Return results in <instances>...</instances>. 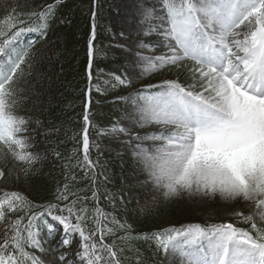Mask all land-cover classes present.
Here are the masks:
<instances>
[{
    "label": "snow or ice",
    "instance_id": "obj_1",
    "mask_svg": "<svg viewBox=\"0 0 264 264\" xmlns=\"http://www.w3.org/2000/svg\"><path fill=\"white\" fill-rule=\"evenodd\" d=\"M51 7L27 14L44 21L38 27L28 26L19 5L17 9L5 8L7 15L0 20V152L6 150L14 161L29 165L35 157L26 151L29 145L20 135L26 120L10 111L15 103L11 85L26 63L27 48H19V38L26 33L43 37ZM161 11V35L167 41L168 53L140 57L148 61L143 71L151 73L165 66L183 68L193 83L185 86L179 81H166L163 85H146L137 93L144 102L140 112L145 123L172 126L167 133L145 134L147 139L163 141L153 149L154 155L142 150L148 175L157 188L164 190L165 197L183 190L204 196L219 194L231 201L242 199L254 202L264 219V0H162ZM242 26L246 32L237 31ZM185 60L192 64H183ZM117 80L121 86L130 85L125 79ZM83 120L84 162L94 170L88 157L87 107ZM118 131L124 133L123 128ZM5 176L0 170V179ZM95 196L93 192L92 198ZM58 199L68 200L67 192L58 193ZM77 203L73 200L64 208L48 205L31 212L37 206L18 193H0V224L5 225L0 229V264H42L29 250L43 251L39 229L43 226L51 234L55 230L52 222L62 225L64 233H78L81 251L75 255L81 261L122 264L118 252L123 249L104 243V232L111 235L114 230L100 225L103 214L96 209L94 226L86 234L82 224L88 210L83 206L77 209ZM22 205L29 212L15 221L8 220L9 214L24 211ZM236 214L251 223V230L228 223L207 232L197 225L144 239L156 241L158 251L175 253L182 264H264V229L253 222V215ZM98 234L99 246L93 239ZM202 237L209 241L207 248L199 242ZM61 243L69 246L70 240L63 236ZM66 255L55 257L58 264H73L66 261Z\"/></svg>",
    "mask_w": 264,
    "mask_h": 264
},
{
    "label": "trees",
    "instance_id": "obj_2",
    "mask_svg": "<svg viewBox=\"0 0 264 264\" xmlns=\"http://www.w3.org/2000/svg\"><path fill=\"white\" fill-rule=\"evenodd\" d=\"M117 1L7 0L5 3V0H0V20L7 15L5 8L17 9L19 5L18 11L26 14L25 19L31 27H38L44 21L34 16L29 18L27 14L40 13L52 6L43 37L39 33H26L19 38V48H27L26 63L11 85L15 103L10 111L26 120L23 125L25 131L20 135L29 145L26 151L32 153L35 160L29 165L14 161L6 150L0 152V170L6 174L4 179H0V193H18L37 206L31 212H39L48 205L64 208L78 200L76 208L83 206L88 210L87 220L82 224L86 234L94 226L98 208L103 214L99 217L100 225L114 230L111 235L104 232V243L123 249L118 252L122 264H137V261L139 264H157L163 252L154 246L156 241L145 240L144 237L186 230L187 223L168 211L162 196L148 199L146 191L149 184L144 181L132 185L136 192L134 197L123 198L125 174L129 171L140 180L145 176L130 148H119L110 141L120 134L122 104L128 100V93L133 88L131 83L124 87L117 80H127L125 57L108 51L109 46L126 40L115 36L111 30ZM148 42L157 53L168 50L159 36L151 37ZM170 73L171 77L179 75L185 78L187 72L173 67L159 79L170 77ZM86 107L89 116L88 157L94 170L84 162L83 116ZM125 143L130 145L132 142ZM65 191L68 200L58 199V193ZM93 192L96 193L95 198H92ZM22 207L24 211L9 214L7 219L15 221L18 216H25L29 209ZM52 223L55 230L51 234L43 226L39 229L38 239L43 251H29L36 258L39 252H43L55 264H58L55 257L61 254H67L66 261L73 264H86L75 255L81 250L78 233H64L62 225ZM254 223L264 229L262 223ZM234 226L251 230V223L236 222ZM4 227L0 224V229ZM63 236L69 238V246L61 243ZM93 239L99 246V234Z\"/></svg>",
    "mask_w": 264,
    "mask_h": 264
},
{
    "label": "rangeland",
    "instance_id": "obj_3",
    "mask_svg": "<svg viewBox=\"0 0 264 264\" xmlns=\"http://www.w3.org/2000/svg\"><path fill=\"white\" fill-rule=\"evenodd\" d=\"M152 0H118L115 3V12L112 14L111 30L117 37H125L126 40L118 42L108 47V51L113 54L125 57V74L130 83H133L134 89L128 93V100L122 104V118L119 129L123 128L124 133H121L110 139L119 148L129 149L135 160L138 161L139 167L144 174V180H140L133 176V173L127 172L124 176V199H131L136 195L133 189V184L144 181L149 184L146 191L148 199H153L156 195H160L167 203L168 211L175 214L180 221L186 222L187 227L201 226L207 232H211L215 226L224 224L244 222L243 217L236 213H243V216L253 215V222H259L264 225V219H261L259 210L256 209L254 202H245L242 199L235 201L225 200L219 194L214 196H204L195 192L179 191L177 195L165 197L164 190L157 188L151 181L148 175V169L145 166V160L142 157L144 154L154 155L153 149L162 146L163 141H154L145 138L146 133H167L172 126L159 125L158 131H154V124L145 123L142 120L140 108L144 102L137 98V89L144 88L146 85H163L166 81H179L187 86L193 83L189 73L184 74L185 78L180 76H166L163 79L159 77L165 74V71L173 67L165 66L158 67L156 71L145 73L143 69L148 66V61L140 57H161L163 54H157L152 47V43L148 42L151 37L159 35L167 44L166 39L161 35V25L163 24L162 17H156V12L153 11L150 3ZM162 8V2L160 4ZM155 17V18H153ZM158 21V26L155 22ZM237 31L246 32L247 28L241 27ZM186 64H192L191 61L185 60ZM160 80V81H157ZM126 133V134H125ZM140 136V140L135 137ZM132 142L127 145L125 142ZM207 248L209 241L201 238L199 241ZM79 253V252H78ZM39 260L42 264H54L51 259L46 258L44 253H39ZM79 259V258H78ZM157 264H182L181 259L173 252L163 253ZM183 264H187L186 261Z\"/></svg>",
    "mask_w": 264,
    "mask_h": 264
}]
</instances>
